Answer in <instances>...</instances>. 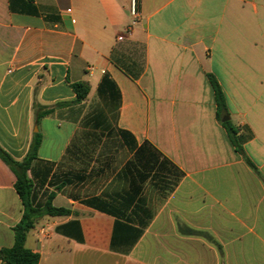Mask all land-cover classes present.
I'll return each mask as SVG.
<instances>
[{
  "label": "crops",
  "instance_id": "0c3cea01",
  "mask_svg": "<svg viewBox=\"0 0 264 264\" xmlns=\"http://www.w3.org/2000/svg\"><path fill=\"white\" fill-rule=\"evenodd\" d=\"M130 1L0 0V146L21 161L39 133L35 203L70 212L25 246L39 264H264V0H138L134 26ZM15 183L0 158V250Z\"/></svg>",
  "mask_w": 264,
  "mask_h": 264
},
{
  "label": "trees",
  "instance_id": "16d2710c",
  "mask_svg": "<svg viewBox=\"0 0 264 264\" xmlns=\"http://www.w3.org/2000/svg\"><path fill=\"white\" fill-rule=\"evenodd\" d=\"M210 81L215 94V101L217 105V115L221 120L227 114V106L223 91L217 80L211 75ZM73 91L76 94V101L85 100L90 92V85L87 82H77L72 84ZM50 113V110L37 113V123L39 120ZM223 126L227 129L229 137L236 146L238 152L243 155L247 164L254 168L253 163L248 157L239 142L238 132L230 121L223 122ZM41 144V135L36 133L28 154L26 157L17 161L0 146V158L11 167L16 175L15 188L20 196L25 207L22 221L14 228L15 243L11 248H3L0 250L1 264H39L40 254L33 252L25 246L27 234L32 230L38 220L44 216L59 217L69 215V211L64 208H57L53 206L52 200L54 193L49 194L47 199L41 203H35L36 195L32 181L28 177V171L32 164L38 159L37 154Z\"/></svg>",
  "mask_w": 264,
  "mask_h": 264
},
{
  "label": "built area",
  "instance_id": "2783aa9c",
  "mask_svg": "<svg viewBox=\"0 0 264 264\" xmlns=\"http://www.w3.org/2000/svg\"><path fill=\"white\" fill-rule=\"evenodd\" d=\"M130 15H131V25L134 26L138 23L140 13L138 9V0L130 1Z\"/></svg>",
  "mask_w": 264,
  "mask_h": 264
},
{
  "label": "rangeland",
  "instance_id": "374dc122",
  "mask_svg": "<svg viewBox=\"0 0 264 264\" xmlns=\"http://www.w3.org/2000/svg\"><path fill=\"white\" fill-rule=\"evenodd\" d=\"M36 191L38 192V190H36V188H35V189H34L35 194H36ZM43 196H44V198H43ZM47 197H48V194H47V196H45V195L43 194V195H41L40 199H41V200H42V199L46 200ZM40 202H41V201H40ZM37 204H38V203H37Z\"/></svg>",
  "mask_w": 264,
  "mask_h": 264
},
{
  "label": "water",
  "instance_id": "95a60500",
  "mask_svg": "<svg viewBox=\"0 0 264 264\" xmlns=\"http://www.w3.org/2000/svg\"><path fill=\"white\" fill-rule=\"evenodd\" d=\"M229 116H226L225 118H223V120H222V122H227V121H229Z\"/></svg>",
  "mask_w": 264,
  "mask_h": 264
}]
</instances>
